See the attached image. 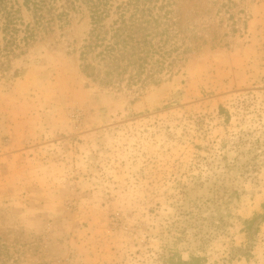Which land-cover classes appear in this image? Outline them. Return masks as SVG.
I'll return each mask as SVG.
<instances>
[{
    "label": "rangeland",
    "instance_id": "1",
    "mask_svg": "<svg viewBox=\"0 0 264 264\" xmlns=\"http://www.w3.org/2000/svg\"><path fill=\"white\" fill-rule=\"evenodd\" d=\"M170 2L158 83L85 76V11L0 60L4 264H264V0Z\"/></svg>",
    "mask_w": 264,
    "mask_h": 264
},
{
    "label": "trees",
    "instance_id": "2",
    "mask_svg": "<svg viewBox=\"0 0 264 264\" xmlns=\"http://www.w3.org/2000/svg\"><path fill=\"white\" fill-rule=\"evenodd\" d=\"M170 4V0H0V60L25 53L54 24H67L70 12L85 11L90 28L79 51L85 76L107 86L158 83L162 71L170 73L182 60ZM189 50L185 44L182 54ZM3 251L7 248L0 240V264ZM180 264H198V259Z\"/></svg>",
    "mask_w": 264,
    "mask_h": 264
}]
</instances>
